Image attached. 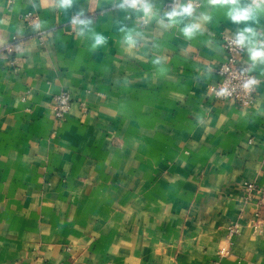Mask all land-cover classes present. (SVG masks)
<instances>
[{
	"label": "crops",
	"instance_id": "1",
	"mask_svg": "<svg viewBox=\"0 0 264 264\" xmlns=\"http://www.w3.org/2000/svg\"><path fill=\"white\" fill-rule=\"evenodd\" d=\"M196 1L211 19L188 40L187 20L158 23L167 0L148 24L122 0H0V264H264L259 193L244 190L264 188V64L240 57L260 79L253 105L212 94L221 34L264 30V12L237 25ZM128 31L143 37L130 50ZM93 32L107 37L96 51ZM62 89L72 106L57 120Z\"/></svg>",
	"mask_w": 264,
	"mask_h": 264
},
{
	"label": "clouds",
	"instance_id": "2",
	"mask_svg": "<svg viewBox=\"0 0 264 264\" xmlns=\"http://www.w3.org/2000/svg\"><path fill=\"white\" fill-rule=\"evenodd\" d=\"M54 2L56 6L65 10L73 4V0H54ZM42 3L46 5L48 0H42ZM207 4L213 7H226L227 17L237 25H249V22L259 23V15L264 12V0H207ZM154 6L155 0H122L118 8L125 11L142 12L143 21L148 24L157 15ZM210 19L211 17L206 14L196 15V0H173L171 9L163 13V18H160L158 23L164 29H170L178 27L187 20L179 30L185 39L191 40L202 30L203 23ZM72 22L74 25H79L77 31L79 37H84L86 33L92 32L93 22L91 19L74 18ZM261 35H264V30H258L250 25L242 29L238 28L235 33L234 43L242 49L247 48L248 58L253 64H264V40H256V37ZM137 37L143 39L140 32L128 31L123 37L122 43L130 50L136 47ZM90 38L93 51L107 44V37L101 33L93 32ZM155 62L159 63L160 61ZM255 83H257L255 80H250L245 84V87L248 88Z\"/></svg>",
	"mask_w": 264,
	"mask_h": 264
},
{
	"label": "built area",
	"instance_id": "3",
	"mask_svg": "<svg viewBox=\"0 0 264 264\" xmlns=\"http://www.w3.org/2000/svg\"><path fill=\"white\" fill-rule=\"evenodd\" d=\"M173 0H167L165 3L166 9H171ZM200 3L196 1V6ZM27 24H32L34 15L30 12L25 15ZM235 37L227 32H223L220 37V42L225 50L226 58L217 68V73L220 76V81L213 88L212 94L217 101H231L241 107H249L254 104L256 99L257 85L260 79L253 72L251 66L240 61V57L245 53L246 48H240L235 43ZM6 50L11 52L10 45L1 46L0 51ZM10 65L15 66V58L10 59ZM250 80H255L257 83L246 88L245 84ZM72 106L71 94L68 90L62 89L53 97L54 116L57 120H63L69 113ZM245 200H251L254 192L258 191V209L256 211V219L254 224L257 228L264 226V188H259L253 182H246L244 185ZM239 233V226L231 224L228 230V241ZM229 250L222 248L219 250L220 256H226Z\"/></svg>",
	"mask_w": 264,
	"mask_h": 264
}]
</instances>
